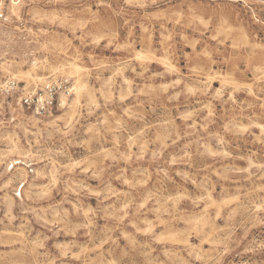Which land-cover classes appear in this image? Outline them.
Here are the masks:
<instances>
[{"label":"rangeland","instance_id":"374dc122","mask_svg":"<svg viewBox=\"0 0 264 264\" xmlns=\"http://www.w3.org/2000/svg\"><path fill=\"white\" fill-rule=\"evenodd\" d=\"M55 75L0 94V264H264V0H0V85Z\"/></svg>","mask_w":264,"mask_h":264},{"label":"built area","instance_id":"2783aa9c","mask_svg":"<svg viewBox=\"0 0 264 264\" xmlns=\"http://www.w3.org/2000/svg\"><path fill=\"white\" fill-rule=\"evenodd\" d=\"M71 87L72 81L64 75L50 76L34 89H26L20 81L9 78L0 85V94L6 97L16 95L22 107L43 116L59 104V93L66 97L72 94Z\"/></svg>","mask_w":264,"mask_h":264},{"label":"bare ground","instance_id":"6f19581e","mask_svg":"<svg viewBox=\"0 0 264 264\" xmlns=\"http://www.w3.org/2000/svg\"><path fill=\"white\" fill-rule=\"evenodd\" d=\"M140 55H141V54H140ZM74 70H75V71L78 70V66H77V65L74 66ZM15 77H16V76H14V78H15ZM17 77H19V76H17ZM12 79H13V78H12ZM40 79H41V78H37L38 81H39ZM43 79H44V78H43ZM81 85H82V84H78L77 88H75V89H76V91H75L76 93L79 92V90L81 89ZM71 90H72V87H71ZM60 96H65V94H63V93H59V97H60ZM60 99H61V98H60ZM63 102H64V99L62 98V104H64ZM14 163L17 164V163H20V161L16 160Z\"/></svg>","mask_w":264,"mask_h":264}]
</instances>
